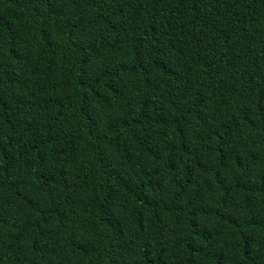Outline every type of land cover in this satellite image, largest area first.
I'll return each instance as SVG.
<instances>
[{
    "label": "trees",
    "instance_id": "1",
    "mask_svg": "<svg viewBox=\"0 0 264 264\" xmlns=\"http://www.w3.org/2000/svg\"><path fill=\"white\" fill-rule=\"evenodd\" d=\"M0 264H264V0H0Z\"/></svg>",
    "mask_w": 264,
    "mask_h": 264
}]
</instances>
